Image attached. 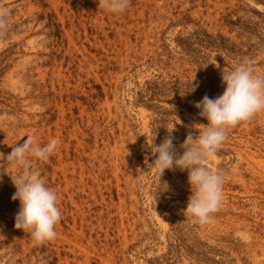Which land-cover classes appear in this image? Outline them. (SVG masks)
<instances>
[{"label":"rangeland","instance_id":"1","mask_svg":"<svg viewBox=\"0 0 264 264\" xmlns=\"http://www.w3.org/2000/svg\"><path fill=\"white\" fill-rule=\"evenodd\" d=\"M0 13V264H264V110L205 161L223 198L204 223L184 213L187 170L160 176L147 145L170 134L182 154L207 123L194 103L222 94V71L251 61L264 76V0H129L119 13L0 0ZM27 136L59 140L29 158L61 212L42 243L14 227L22 169L6 156Z\"/></svg>","mask_w":264,"mask_h":264},{"label":"clouds","instance_id":"2","mask_svg":"<svg viewBox=\"0 0 264 264\" xmlns=\"http://www.w3.org/2000/svg\"><path fill=\"white\" fill-rule=\"evenodd\" d=\"M98 2L105 10L119 13L128 6L129 0ZM6 28V14L0 13V31ZM221 80L225 85L221 95L215 98L204 95L194 103V107L199 109V115L207 123L196 124L199 126L196 128L197 135L188 133L182 144V154L177 155L175 152L170 134L159 144L153 143V140L150 144L147 143L151 153L155 154L151 164L159 171L160 176L165 169L173 167L187 170L191 195L184 213L195 223L206 222L223 198V176L207 167L205 161L213 156L225 140L226 128L264 110V76L253 73L251 61L222 71ZM58 143V138H50L41 145L34 143L32 136H27L22 143L12 145L11 152L6 156L10 162L22 169L14 180L11 178L16 189L11 198L19 201L14 227L23 231L27 229L31 237L40 243L55 237V225L61 212L57 206V194L30 170L29 158L47 160L57 149Z\"/></svg>","mask_w":264,"mask_h":264}]
</instances>
